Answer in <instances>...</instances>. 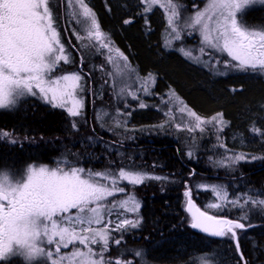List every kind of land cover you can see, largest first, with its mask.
<instances>
[{"label": "snow or ice", "instance_id": "6c2138e0", "mask_svg": "<svg viewBox=\"0 0 264 264\" xmlns=\"http://www.w3.org/2000/svg\"><path fill=\"white\" fill-rule=\"evenodd\" d=\"M67 2L71 4L72 0ZM75 3L79 5L80 15L90 21L88 37L98 42L99 48L108 50V61L119 72L130 76V71L126 72L127 65L118 64L112 52L115 51L125 61L127 57L105 41L95 14L85 0H75ZM146 3L145 13L152 11L154 5L170 13L167 23L176 33L175 38L180 39L177 24L180 12L174 0H146ZM205 4L203 10L194 5L197 7L195 14L184 17L179 23L198 32L201 43L208 49L226 54L230 58L223 61L226 67L264 73V28L249 26L244 20L245 9L255 4L264 5V0H205ZM49 5L50 0H0V109L14 108L26 97H39L54 108L66 109L68 115L75 118L84 108V102L78 95L83 91L82 76L72 73L52 77L60 62H69V56L64 54L65 48L54 27ZM200 51L203 53L205 48ZM140 107L145 105L141 103ZM180 111L184 112L185 108ZM188 115L195 121L189 130L204 131L202 125L206 121L194 111ZM213 121L222 125V114L213 116L207 123ZM72 126L76 127L75 124ZM0 135L7 137L9 134L4 132ZM10 142L15 144L17 141ZM229 159L235 163L246 157L238 154ZM118 177L119 180L111 170L98 172L71 165L36 166L0 175V260L16 255L26 259L43 256L51 264H62L63 257L53 258V251L42 245L45 241L48 245L55 243V253L59 254L61 246L67 249L78 241L86 251L77 249L70 259L80 257V264H122L118 257L105 261V253L110 251L109 227L112 221L109 219L104 223V217L105 214L111 217L112 210L117 208L136 213L140 204L134 197L111 202L108 198L126 191L123 186L117 187L119 181L135 186L142 184L147 177L138 170L123 169L119 170ZM101 180L110 181V184ZM211 191L220 203H211L209 208L220 209L224 203H231L242 211L249 205L264 211V199L246 196L241 202L230 200L223 187L212 186ZM184 196L188 198L186 211L190 215V227L213 237H230L236 241L239 251L236 230L251 225L242 222L243 218L233 220L201 210L193 202L190 190H186ZM129 201H132L131 207L128 206ZM72 210H76L74 215L70 214ZM138 224L139 220L122 219L113 230L119 231L126 226L136 228ZM114 242L117 245L121 243L120 239ZM97 244L101 245L98 252L90 247ZM97 256L98 259L95 258ZM240 260L247 264L243 253H240Z\"/></svg>", "mask_w": 264, "mask_h": 264}, {"label": "trees", "instance_id": "16d2710c", "mask_svg": "<svg viewBox=\"0 0 264 264\" xmlns=\"http://www.w3.org/2000/svg\"><path fill=\"white\" fill-rule=\"evenodd\" d=\"M94 3L102 32L110 35L114 46L127 56L139 74L154 77V93L162 95L171 91L202 117L222 114L226 146L256 157L257 169L251 168L253 164H245L235 172L229 171L230 175L224 171L209 175L203 168L202 151H198L195 160H187L178 141L147 129L156 119L155 111L136 112L130 121L136 130L126 137L109 135L98 127H94V133L88 131L81 136V132H73L64 121L65 113L44 107L20 115H0L1 128L26 135L21 138L27 137L33 145L22 149L0 145V165L19 169L29 160L48 161L59 149L62 156H76L87 165L92 156L101 154L109 158L115 150L113 155L121 153L120 159L125 163L130 161L146 173L159 175L156 181L125 186L141 202L140 226L138 230L125 232L128 234L124 241L133 247L130 249L133 254L141 253L137 256L140 264H243L240 253L247 264H264L263 227L242 232L238 236L239 251L230 237L212 240L195 233L184 211L181 188L186 174L190 176L192 172L198 179L211 178L210 183L226 188L229 193L232 188L246 193L250 186L254 188L264 181V168L258 164L264 160V139L256 134L264 129V78L255 72L214 75L194 66L174 47L165 45L163 12L153 9L146 15L140 0H95ZM244 17L250 24L264 26V8H254ZM97 93H101L99 87ZM87 119L78 124L80 130L86 127ZM259 195H264V188ZM212 213L227 217L226 211L212 210ZM111 244L112 248L122 247ZM114 255L109 252L108 256L114 258Z\"/></svg>", "mask_w": 264, "mask_h": 264}, {"label": "rangeland", "instance_id": "374dc122", "mask_svg": "<svg viewBox=\"0 0 264 264\" xmlns=\"http://www.w3.org/2000/svg\"><path fill=\"white\" fill-rule=\"evenodd\" d=\"M174 2L178 5L177 10L180 12L179 20H182L186 16L194 15L197 7L200 10H203L206 6L205 0H174ZM85 3H87V5L91 8L92 12L95 14V18L97 19L98 24L100 25L98 14L92 7V1L85 0ZM141 4L143 5L142 9L144 11V8L148 6L146 0H141ZM194 5L197 7H193ZM65 6L67 20L78 23V30L75 36L77 39L78 61L75 68L71 63L70 55L64 53L65 55L69 56V62H60L58 68L54 70L52 77L56 78L60 75L72 73H78L82 76L81 84L83 85V91H80L78 95L79 98H81L84 102V108L81 109V115L78 117H83L84 119L86 117V119H88L87 121H85L86 127L83 126L82 128V130L86 131L82 132V130H80L79 128L78 130H74L75 133L79 134L81 132V136H85L88 131L89 133L91 132V126L93 125V128L98 127L100 131L103 130L109 135L116 134L119 137H126L128 136V134H131L136 130L132 128L130 124L131 117H133L136 112L155 111L156 119L152 124V127H147V129L150 130L151 133L155 132L159 135L166 134L170 136L172 140L178 141L181 148L186 152L187 160H195V156L198 154V151H202L203 168L208 170L206 172H209V175L214 176V173L223 174L224 172L227 175H230L229 171H237L241 168V166L243 167V165L245 164L253 163V166H251V168H256V157L255 159H253L254 156L250 154H246L242 151L232 150L226 146L225 139H223L222 137V132L224 131L226 125L224 120L222 125L216 121L207 123V121L212 120L213 116L202 117L194 111L198 116L201 117L202 120L206 121V123L202 125L204 131H200V129H194L190 131L189 128L193 127L195 121L193 117L188 115V113L193 110L190 109L185 103H183V101L180 100L171 91H168L162 95H156L154 93V77L151 75L142 76L129 62L128 58L127 61H125L122 57H118L117 53L113 51V59L116 60V62L121 66L126 64V72L130 71L131 74L129 76L126 73L119 72L114 67V65L108 61V50L99 48L98 42L88 37L87 28L90 25V21L86 20L80 15V8L79 5L75 3V0H72L71 4L67 2ZM254 8H264V5H252L248 9H245V13L253 10ZM153 9H159L164 14L166 31L164 30L163 38L165 45L169 48L174 47V49L178 50L188 62L214 75H224L225 73L232 74L235 71L244 72L226 67L223 61L230 58H228L226 54H217L211 49H208L201 43L202 38L199 33L194 32L190 28L184 27L179 23V20H177V24L179 25L178 30L180 31V39H176V33L171 31V28L167 23L168 15H170V13L165 9L160 8L158 5L152 6V10ZM244 20L249 26L256 25L255 27L257 29L264 28V26H262L261 24H250L249 21H246L245 17ZM103 35L105 41L110 43V47L113 49H117L111 41L110 35L108 33H104ZM202 47L205 48V51L203 53L200 51ZM124 56L126 55L124 54ZM81 63H83V67H81ZM255 73H258V75L264 78V73ZM98 87L101 90L100 95H98L97 93ZM104 93L108 94L107 96H110V98L106 97ZM141 103L144 104L145 107L141 108ZM181 108H185V111L181 112ZM177 125H180L181 127L178 128ZM138 128H140L139 125ZM144 129H146V127ZM256 134L264 139V129L256 131ZM115 141L116 140L114 139V142ZM113 151H111L112 155H109V158L102 156L101 154L97 155L96 157L92 156L93 159L87 161V165H85L86 161L84 162L76 158L77 161L75 162L73 160L66 159L47 167H64L65 165H71L84 167L86 170L98 172L111 170L116 175L118 180L119 170H138L140 173L144 174L147 177L144 182L148 180L156 181L159 179V175L146 173L141 170V167L135 166L130 161H126V163L125 161H121L122 159L120 158L122 157V154L118 153L113 155ZM189 153L191 155H189ZM238 154H244L246 159L243 161L232 163L229 157H233ZM258 164L263 168L264 160ZM36 166L38 165L32 164L24 166L23 168L21 167L19 169L26 171L27 168ZM0 172V175H3L5 173H9L10 171L0 170ZM197 177L198 176L194 175L189 176V173L186 174L183 185L181 187L183 189L182 196H184V192L186 190H190L192 192V199L199 207L203 206L204 211H208L211 214H213L212 210H217L219 212L226 211L227 217L225 218L233 220L243 218L242 222L244 221L245 223L251 220L255 221L249 224L246 223V225L251 226L246 227L245 229H237V233H240L246 229H253L256 227L264 228V211H261L260 208L256 206L249 205L248 209L245 211H242L239 207L231 203H224L220 209L209 208L208 205L211 203H220V201L215 198V194L211 191L212 186L219 185L210 183L211 181L209 180H212L211 178H208V181H206V179H198ZM185 181H187V185L185 184ZM101 182L110 184V181L101 180ZM127 185L129 184L126 181H119L117 187H125ZM252 186H250L248 192L246 193H239L234 188H232V192L229 193L227 191L229 194V199L239 200L241 202H243V199L246 196H251L255 200L264 199V195H259L261 190L264 188V181L256 185V187L254 188ZM129 197H134L135 201L139 202L141 208V202L138 197L136 195L129 194L127 191H125L124 193H117L113 197L108 198V202L126 200L129 199ZM187 199L188 198L184 196V211L186 209ZM128 206H132V201H129ZM139 210L136 213H130L124 209L117 208L112 210L111 217H109L107 214H105L104 217V223H107L109 219H111L112 221V224L109 227V252L112 253V255L113 253L115 254L114 258H120L122 264H140V262L137 261V255L133 254L132 250H130L133 247L131 248L128 246V244H124L126 235L128 234H125V232L138 230L140 226V219L138 217ZM75 212L76 210H72L70 214L74 215ZM122 219L139 220V224L136 228L126 226L125 229L114 231L113 229L115 227V224ZM256 219L259 220L256 221ZM113 238L120 239L121 243L119 245L122 246L120 249L117 247H111V243H113L114 246L117 245L115 244V242L111 241V239ZM42 246L53 251V258L60 259L61 257H63L62 264H80V257H75L73 259H70V257H72V253L77 249H79L80 251H86L84 246L79 245L78 241L74 244H70L67 249L61 246V251L59 254L55 253V243H53L52 245H48L45 241ZM90 247H92L94 251L98 252L101 245H90ZM109 252L105 253V261H107L109 258H112L108 256ZM95 258L98 259L99 257L97 256ZM11 259L14 260L13 264H38L39 262H41V264H51V262L47 261L43 256L37 257L35 259H26L22 255H16L10 257L7 260Z\"/></svg>", "mask_w": 264, "mask_h": 264}, {"label": "flooded vegetation", "instance_id": "af4514ba", "mask_svg": "<svg viewBox=\"0 0 264 264\" xmlns=\"http://www.w3.org/2000/svg\"><path fill=\"white\" fill-rule=\"evenodd\" d=\"M92 1V7L97 12L95 8V0ZM109 1V0H108ZM67 0H50V11L53 14V23L54 27L57 28L58 33L60 34V40L65 48V53L70 55L71 63L73 66H77L78 61V50H77V39L76 34L78 30V23L73 22L71 20H67L66 16V5ZM41 107H44L48 109L49 111H57L62 114L65 113L64 121L71 127L72 131L78 130V125L75 121V118L72 119L66 110L61 108H54L51 104L46 103L43 99L39 97H26L24 100L19 103L16 107L11 109H0V115H20L21 112H31L35 111L37 109H40ZM69 118V119H68ZM72 119V120H71ZM75 124L76 127L74 128L72 125ZM91 125V124H90ZM91 131L94 133L93 125L91 126ZM7 132L9 135L7 137H4L0 135V145H3L4 147L8 148H14L15 146H19V149H22L23 147H29L33 146L28 138L22 139L21 136H26L20 133H17L14 129H4L0 127V133ZM18 137V138H16ZM16 140L17 142L15 144L11 143L10 141ZM35 145H38V143H35ZM62 153L60 152V149L56 151L54 154L50 155L48 161H41V160H29L23 163L21 166L22 168L24 166L37 164L38 166H49L54 165L59 161L62 160H73L69 159L67 156H62ZM72 158V157H70ZM20 167V168H21ZM0 170H8L10 172H19L21 169H16L13 167H9L6 165H0ZM1 174V172H0ZM14 260H0V264H13Z\"/></svg>", "mask_w": 264, "mask_h": 264}, {"label": "bare ground", "instance_id": "6f19581e", "mask_svg": "<svg viewBox=\"0 0 264 264\" xmlns=\"http://www.w3.org/2000/svg\"><path fill=\"white\" fill-rule=\"evenodd\" d=\"M186 4V3H185ZM250 13V12H249ZM258 23V22H257ZM256 26V25H255ZM145 28V27H144ZM147 28V27H146ZM166 31V30H165ZM183 42V41H182ZM81 65V64H80ZM130 85V84H129ZM104 137H106V136H104ZM113 137V136H112ZM260 147V146H259ZM249 151V150H248ZM198 164V163H197ZM242 164V163H241ZM253 164V163H252ZM200 165H202V164H200ZM190 170V169H189ZM213 171H215V170H213ZM254 171V170H253ZM235 172V171H234ZM242 174V173H241ZM190 184V183H189ZM190 186V185H189ZM164 188V187H163ZM192 189V188H191ZM177 190V189H176ZM174 207V206H173ZM238 211V210H237ZM213 240V239H212ZM223 243V242H222ZM210 244V243H209ZM200 251H202V250H200ZM190 255V254H189ZM231 255V254H230Z\"/></svg>", "mask_w": 264, "mask_h": 264}, {"label": "water", "instance_id": "95a60500", "mask_svg": "<svg viewBox=\"0 0 264 264\" xmlns=\"http://www.w3.org/2000/svg\"><path fill=\"white\" fill-rule=\"evenodd\" d=\"M196 232H198V233H201V234H205V235H208V234H206V233H203V232H201L200 230H198V229H194ZM208 236H210V235H208Z\"/></svg>", "mask_w": 264, "mask_h": 264}]
</instances>
